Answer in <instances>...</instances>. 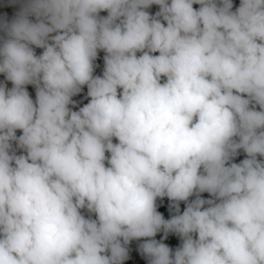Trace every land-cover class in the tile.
Masks as SVG:
<instances>
[{"label": "clouds", "instance_id": "obj_1", "mask_svg": "<svg viewBox=\"0 0 264 264\" xmlns=\"http://www.w3.org/2000/svg\"><path fill=\"white\" fill-rule=\"evenodd\" d=\"M0 32V264L141 239L147 264H264V0H21Z\"/></svg>", "mask_w": 264, "mask_h": 264}, {"label": "trees", "instance_id": "obj_2", "mask_svg": "<svg viewBox=\"0 0 264 264\" xmlns=\"http://www.w3.org/2000/svg\"><path fill=\"white\" fill-rule=\"evenodd\" d=\"M239 4H240V0H233V11H235V9L237 7H239ZM193 7L194 8H199V5H194ZM147 11H149L150 14L154 15L157 11H159V6L158 5H152L149 9H147ZM100 15L101 16H106L107 13L106 12H101ZM14 18L8 19L7 21L11 22V20L14 19ZM32 20L34 21L35 18H33ZM139 54L140 53H138V55ZM104 55H105V53L103 51H99L98 57H97L96 61L94 62L96 64V67H95V70H94L93 74L96 75V76H102L103 69H104V61H103ZM0 78H5V77H4L3 74H0ZM27 90H28L29 95H30L31 98L36 97V90H35V87L33 85H28L27 86ZM80 98H83V99H86V100L89 101L90 98L87 97V87L86 86H84L82 91L78 95L74 96L72 99L75 102H77ZM70 107H72V105H70ZM75 111H77V110H75ZM19 135H21V132H20V130H17V136H19ZM13 147L16 148L15 143H13ZM16 153H17V155L23 154L22 150H20V149H16ZM106 155H108V154L106 153ZM244 158H246V154L243 152V150H240L239 154L234 158L233 162L239 163ZM201 196H202V198H205V199L211 198L208 193H202ZM194 198L195 197H190V200L194 199ZM170 204H171V202L166 197L164 199H158L157 200V205H158L157 210L160 211L163 214L165 219H169L171 217V215L175 214L174 209L170 210ZM185 206H186L185 202H181L180 203L181 212H183ZM81 211H82V214L85 215L86 218H88L91 215V218L95 219V215L88 213L86 209L85 210H81ZM163 235H164L163 232H160V233L157 234L155 239L160 240L163 237ZM163 242L165 244H167L173 250H175V248L179 247L180 244H181L180 238L178 236H176L175 234H172V233H170L168 235L167 239H165ZM141 243H143V239H141V240H133L128 245L129 257H130L131 251L134 250V249L138 250L139 249V245ZM128 262H129V259L124 261V264H128Z\"/></svg>", "mask_w": 264, "mask_h": 264}, {"label": "rangeland", "instance_id": "obj_3", "mask_svg": "<svg viewBox=\"0 0 264 264\" xmlns=\"http://www.w3.org/2000/svg\"><path fill=\"white\" fill-rule=\"evenodd\" d=\"M15 17V11L12 5V0H0V21L8 20ZM4 33L0 32V37H3ZM37 55H40L43 51V49L35 48L34 49ZM0 83H4L7 85L8 88L12 87L11 82L6 81L5 78H0ZM35 98H32L33 101H35ZM89 101L83 98H80L76 103L75 106L72 105V109L79 110L80 107H83L85 104H87ZM257 110L258 106H257ZM114 143L118 142L113 140ZM128 264H147V259L142 257L140 255V252L136 249L131 251L129 262Z\"/></svg>", "mask_w": 264, "mask_h": 264}, {"label": "built area", "instance_id": "obj_4", "mask_svg": "<svg viewBox=\"0 0 264 264\" xmlns=\"http://www.w3.org/2000/svg\"><path fill=\"white\" fill-rule=\"evenodd\" d=\"M12 5H13L15 16H16V14L20 11V8H21V0H17V2L15 3L12 2ZM33 18L34 17H30V19H33Z\"/></svg>", "mask_w": 264, "mask_h": 264}]
</instances>
